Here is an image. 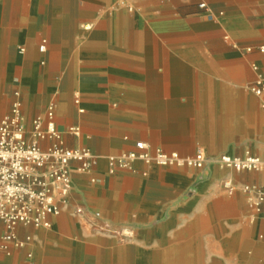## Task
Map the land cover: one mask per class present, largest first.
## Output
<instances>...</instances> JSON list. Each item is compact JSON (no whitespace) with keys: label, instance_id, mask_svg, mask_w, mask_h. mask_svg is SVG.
I'll return each mask as SVG.
<instances>
[{"label":"crops","instance_id":"obj_1","mask_svg":"<svg viewBox=\"0 0 264 264\" xmlns=\"http://www.w3.org/2000/svg\"><path fill=\"white\" fill-rule=\"evenodd\" d=\"M260 47L264 0H0V121L19 101L29 128L53 105L64 146L98 157L90 174L71 165L69 204L19 226L26 246L0 264H264V212L243 192L262 173L107 164L136 142L264 157Z\"/></svg>","mask_w":264,"mask_h":264},{"label":"built area","instance_id":"obj_2","mask_svg":"<svg viewBox=\"0 0 264 264\" xmlns=\"http://www.w3.org/2000/svg\"><path fill=\"white\" fill-rule=\"evenodd\" d=\"M199 7L203 8L204 4ZM44 44L45 41L40 46L41 51ZM259 51L264 52V47ZM250 89L256 96L264 94V78L258 75ZM68 132L74 136L81 134L77 127L69 128ZM41 142H49V145L43 148ZM97 163L98 157L90 149L64 146L62 134L56 129L53 105L47 107L43 116L34 117L28 128L20 102H13L10 114L0 121V253L9 255L11 247L26 246L28 238L24 241L17 236L19 226L48 228V218L59 216L62 208L69 204L72 164L76 172L90 174ZM137 163L197 170L211 163L235 172L262 173L263 184L244 185L243 192L249 196V206L254 213L264 212V157L249 153L242 157L228 154L209 157L202 151L191 157H180L161 149L150 154L144 142H136L133 151L107 157L109 174L117 170L133 171ZM91 182L94 183V179ZM228 189L233 192L230 186ZM82 213L83 209L76 205L74 214ZM98 230L103 231V228Z\"/></svg>","mask_w":264,"mask_h":264}]
</instances>
